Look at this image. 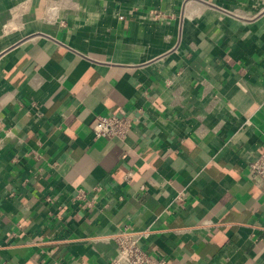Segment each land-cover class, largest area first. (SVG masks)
<instances>
[{"label":"crops","instance_id":"1","mask_svg":"<svg viewBox=\"0 0 264 264\" xmlns=\"http://www.w3.org/2000/svg\"><path fill=\"white\" fill-rule=\"evenodd\" d=\"M263 150L264 0H0V264H264Z\"/></svg>","mask_w":264,"mask_h":264},{"label":"built area","instance_id":"2","mask_svg":"<svg viewBox=\"0 0 264 264\" xmlns=\"http://www.w3.org/2000/svg\"><path fill=\"white\" fill-rule=\"evenodd\" d=\"M133 122L134 119L128 114H97L92 122V131L96 138L125 139ZM249 171L255 185L264 189V150L250 163ZM87 197L86 191L80 188L76 198L87 200L88 206H94V200ZM146 235L147 230L128 227L118 230L112 235L115 252L106 264H169L166 258L154 256L144 248L143 240Z\"/></svg>","mask_w":264,"mask_h":264}]
</instances>
